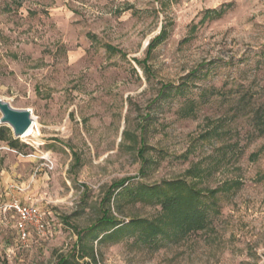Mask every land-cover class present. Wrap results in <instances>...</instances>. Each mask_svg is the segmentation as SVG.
Returning a JSON list of instances; mask_svg holds the SVG:
<instances>
[{"label": "rangeland", "instance_id": "374dc122", "mask_svg": "<svg viewBox=\"0 0 264 264\" xmlns=\"http://www.w3.org/2000/svg\"><path fill=\"white\" fill-rule=\"evenodd\" d=\"M0 99L39 131L0 125L16 141L0 142V264L76 252L125 180L185 182L206 228L158 248L94 242L98 264H264V0H0ZM15 202L52 235L20 241ZM109 209L125 223L158 213Z\"/></svg>", "mask_w": 264, "mask_h": 264}, {"label": "trees", "instance_id": "16d2710c", "mask_svg": "<svg viewBox=\"0 0 264 264\" xmlns=\"http://www.w3.org/2000/svg\"><path fill=\"white\" fill-rule=\"evenodd\" d=\"M162 39L158 35L151 45ZM180 89L178 87L172 91L170 86H162L159 98L169 95L170 92H179ZM1 141L8 142L13 149L16 148V141H8V129L4 127H0ZM126 182L128 180L109 188L101 204L108 208L102 211L101 216L88 229L78 234L77 251L60 256L55 264H98L97 252L92 245L94 242L115 244L123 238L132 237L135 244L158 248L163 242L178 240L206 228L207 214L202 195L185 182L177 180L155 186L140 184L136 190L125 185ZM121 198L149 204L158 208V213L151 219H130L125 223L114 217L109 209L111 202Z\"/></svg>", "mask_w": 264, "mask_h": 264}, {"label": "built area", "instance_id": "2783aa9c", "mask_svg": "<svg viewBox=\"0 0 264 264\" xmlns=\"http://www.w3.org/2000/svg\"><path fill=\"white\" fill-rule=\"evenodd\" d=\"M12 208L16 213L14 229L20 241H29V231H33L34 235L40 239H47L52 235V228L37 205L15 202Z\"/></svg>", "mask_w": 264, "mask_h": 264}, {"label": "water", "instance_id": "95a60500", "mask_svg": "<svg viewBox=\"0 0 264 264\" xmlns=\"http://www.w3.org/2000/svg\"><path fill=\"white\" fill-rule=\"evenodd\" d=\"M32 123L33 118L28 109H15L0 99V125L9 127L15 139L21 138Z\"/></svg>", "mask_w": 264, "mask_h": 264}, {"label": "bare ground", "instance_id": "6f19581e", "mask_svg": "<svg viewBox=\"0 0 264 264\" xmlns=\"http://www.w3.org/2000/svg\"><path fill=\"white\" fill-rule=\"evenodd\" d=\"M38 126L35 121H33L31 127L28 128V130L25 132V134L22 137H28L31 135H37L38 134Z\"/></svg>", "mask_w": 264, "mask_h": 264}]
</instances>
